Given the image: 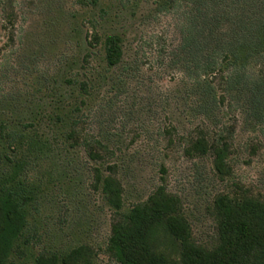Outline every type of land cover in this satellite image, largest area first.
Returning <instances> with one entry per match:
<instances>
[{"label":"rangeland","instance_id":"1","mask_svg":"<svg viewBox=\"0 0 264 264\" xmlns=\"http://www.w3.org/2000/svg\"><path fill=\"white\" fill-rule=\"evenodd\" d=\"M192 12L184 0H0V125L21 130L36 150L26 173L35 202L21 252L8 264H35L41 253L80 245L93 264H118L108 243L117 217L95 169L119 181L124 215L163 187L178 199L193 241L209 247L217 196L238 186L264 201V101L254 104L249 91L264 63L250 64L236 90L225 87L223 65L208 79L210 97L202 95L201 73L180 49ZM107 35L121 39L114 67L102 53ZM62 104L79 108L74 138L72 119L61 129L50 122ZM199 131L209 142L227 140L224 180L212 155L188 153ZM82 140L101 144L97 160L74 145ZM160 245L171 247L164 238Z\"/></svg>","mask_w":264,"mask_h":264},{"label":"trees","instance_id":"2","mask_svg":"<svg viewBox=\"0 0 264 264\" xmlns=\"http://www.w3.org/2000/svg\"><path fill=\"white\" fill-rule=\"evenodd\" d=\"M184 1L192 5L193 12L180 49L201 73L205 83L202 95L210 97L212 88L208 79L222 71L223 65L230 69L225 87L236 90L244 82L243 72L250 64L264 63V0ZM94 36L93 40L97 41ZM120 42L118 35L103 38L102 53L108 67L121 61ZM249 84L252 101L260 105L264 101V77ZM85 86L79 84L80 89ZM68 107L62 104L55 108L50 122L56 129L65 128L68 121H73L74 112L79 111L77 105ZM70 124L68 137L72 138L76 122ZM22 133L9 131L6 123L0 125V264H8L15 251L21 252L29 207L35 202L37 189L26 180V173L36 150L30 146L29 139L24 142ZM197 134L188 145V153L212 155L217 176L221 180L230 176L227 140L219 136L209 142L203 132ZM93 144L82 140L74 145H81L87 157L95 161L99 158L97 146L101 144ZM94 171L95 185L117 217L111 224L108 243L118 264H264V201L247 190L235 186L233 194L216 197L213 208L217 234L215 243L209 247L193 241L178 199L163 187H158L143 204L124 215L119 181L111 175L103 176L97 169ZM162 238L169 242V249H162ZM35 264H93L92 252L85 245L64 253L47 251L35 257Z\"/></svg>","mask_w":264,"mask_h":264}]
</instances>
